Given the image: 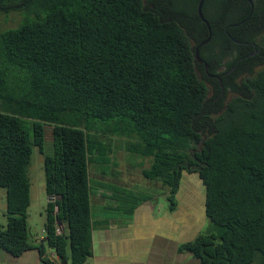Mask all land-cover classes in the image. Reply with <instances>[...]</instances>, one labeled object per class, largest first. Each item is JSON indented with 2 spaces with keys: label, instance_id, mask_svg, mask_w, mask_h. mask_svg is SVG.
I'll return each mask as SVG.
<instances>
[{
  "label": "trees",
  "instance_id": "obj_1",
  "mask_svg": "<svg viewBox=\"0 0 264 264\" xmlns=\"http://www.w3.org/2000/svg\"><path fill=\"white\" fill-rule=\"evenodd\" d=\"M199 1L0 0L1 15L22 17L0 32L3 251L19 258L36 248L45 264H87L100 189L90 164H111L106 140L121 137L129 152L151 158L142 174L160 183L171 212L184 173L203 182L209 230L179 252L200 264H264V0H252L251 16L247 0L204 2L211 38L200 55L210 52L213 72L233 69L228 82L221 75L218 99L219 81H209L210 98L197 73L195 50L210 36ZM34 147L56 197L38 246L27 219ZM155 197L115 186L110 200L131 218Z\"/></svg>",
  "mask_w": 264,
  "mask_h": 264
},
{
  "label": "rangeland",
  "instance_id": "obj_2",
  "mask_svg": "<svg viewBox=\"0 0 264 264\" xmlns=\"http://www.w3.org/2000/svg\"><path fill=\"white\" fill-rule=\"evenodd\" d=\"M21 18L22 17L19 14H0V32L19 27ZM209 97H213V89L212 93L209 94ZM231 97L232 94L227 95L226 100H229ZM102 139L105 140L104 138ZM106 141L112 146V151L109 155L112 162L109 165H97L95 163L90 164V177L94 186H99V188L103 190L106 195L110 196L112 195V191L115 186L126 187L135 191H141L142 193L154 190L159 194V197H157L159 206L161 207L163 204L168 206L169 202L167 200V196L165 193L161 192L162 186L160 183L149 182L142 174V170L144 168L150 167L151 158H143L129 152L126 149L128 140L125 138L112 137L111 140ZM49 145L50 142L47 143V147H49ZM43 164L44 156L40 153L37 147H34L29 166L31 204L27 211V219L32 231L38 233L39 237H43L45 235L46 209L49 202L45 189ZM98 191L93 189V193L98 194ZM110 196H106L107 198L104 199V203L102 201L97 202L96 196L94 198L92 197L91 208L94 220L101 221V218L104 217L112 218L113 216H118L116 211L110 210L111 206L115 207V203H111L109 200ZM176 197L178 203V215L182 218V223L187 224V221H189L190 224L194 223V229L192 230L191 237H197L209 230L210 222L206 216L205 209H203L205 186L197 174H183ZM5 211L6 196L5 191L1 189L0 226L2 227L7 225ZM48 252L51 255H56V251L53 248H48ZM41 263L45 264L44 262Z\"/></svg>",
  "mask_w": 264,
  "mask_h": 264
},
{
  "label": "crops",
  "instance_id": "obj_3",
  "mask_svg": "<svg viewBox=\"0 0 264 264\" xmlns=\"http://www.w3.org/2000/svg\"><path fill=\"white\" fill-rule=\"evenodd\" d=\"M95 196L97 202H103L110 195L100 189ZM110 201L114 202L112 199ZM110 210L114 211V207L111 206ZM118 216L95 220L92 231L93 256L87 264H200L191 254L179 252L182 243L196 237H191L194 223L187 221V224H183L178 208L171 212L169 206L163 204L160 207L158 198L155 197L152 201L141 204L131 218ZM29 229L31 243L37 246L45 244L46 235L39 237L30 225ZM47 255L52 259L58 258L55 254H49L48 249ZM41 262L36 248L19 258L12 257L0 248V264H42Z\"/></svg>",
  "mask_w": 264,
  "mask_h": 264
},
{
  "label": "flooded vegetation",
  "instance_id": "obj_4",
  "mask_svg": "<svg viewBox=\"0 0 264 264\" xmlns=\"http://www.w3.org/2000/svg\"><path fill=\"white\" fill-rule=\"evenodd\" d=\"M260 25V18L257 17V26ZM209 32V31H208ZM210 34V33H209ZM211 38V34L210 36H208V38ZM205 41V40H204ZM203 41V42H204ZM208 43V42H207ZM206 43V44H207ZM206 44H203L201 43L200 45V48L201 47H204ZM200 48H199V56H200V59L202 60L201 63H198L197 64V73H198V76L205 81V83L209 84V81L210 80H216V81H219L220 83V87H221V92L220 94L218 95L217 99L220 98L223 94H224V91H225V87L223 85V81H222V77L221 75H224V73H226L227 71L225 70L224 67L220 68L219 70H216L217 72H213V69H212V66L210 65V63L208 62V58L211 57V54L210 52L205 48L203 50V54H204V57H201L200 55ZM257 55H258V48H257ZM232 72H233V69L229 72L226 73V75H224L225 77V80L228 82L230 76L232 75ZM220 78V80H219ZM208 88H209V91H208V94H211L212 93V88L210 86V84L208 85ZM214 94V93H213Z\"/></svg>",
  "mask_w": 264,
  "mask_h": 264
},
{
  "label": "water",
  "instance_id": "obj_5",
  "mask_svg": "<svg viewBox=\"0 0 264 264\" xmlns=\"http://www.w3.org/2000/svg\"><path fill=\"white\" fill-rule=\"evenodd\" d=\"M247 1H248V3L251 6V13H250V16H251L252 13H253V10H254V4H253V1L252 0H247ZM204 2H205V0H200L199 1V4H198V15H199L200 19L203 21V23L206 24V26L208 28V31L211 34V26H210L208 20L204 17L203 11H202L203 10ZM238 25L239 24H236L234 26H238ZM209 40H210V37L207 38L204 42H202V45L203 44H206L207 42H209ZM237 43L242 44L240 42H237ZM199 48H200V46L197 47L196 50H195V59H196L197 63H201L202 62V60L200 59V56H199ZM219 80H220V78H219Z\"/></svg>",
  "mask_w": 264,
  "mask_h": 264
},
{
  "label": "built area",
  "instance_id": "obj_6",
  "mask_svg": "<svg viewBox=\"0 0 264 264\" xmlns=\"http://www.w3.org/2000/svg\"><path fill=\"white\" fill-rule=\"evenodd\" d=\"M49 198H48V200L49 201H51V202H55L56 201V197L55 196H48ZM57 232L58 233H61V229L60 228H58L57 229ZM57 260V259H56Z\"/></svg>",
  "mask_w": 264,
  "mask_h": 264
}]
</instances>
